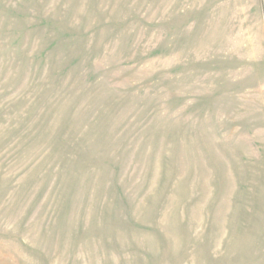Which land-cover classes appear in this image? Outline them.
<instances>
[{
    "label": "rangeland",
    "instance_id": "obj_1",
    "mask_svg": "<svg viewBox=\"0 0 264 264\" xmlns=\"http://www.w3.org/2000/svg\"><path fill=\"white\" fill-rule=\"evenodd\" d=\"M0 264H264V0H0Z\"/></svg>",
    "mask_w": 264,
    "mask_h": 264
}]
</instances>
